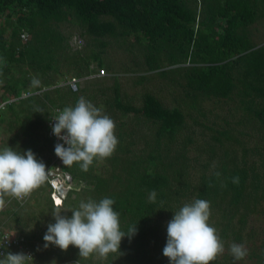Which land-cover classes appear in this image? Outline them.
Here are the masks:
<instances>
[{
	"label": "trees",
	"instance_id": "1",
	"mask_svg": "<svg viewBox=\"0 0 264 264\" xmlns=\"http://www.w3.org/2000/svg\"><path fill=\"white\" fill-rule=\"evenodd\" d=\"M67 25L85 40L84 47L71 46L74 30L65 32ZM130 37L142 46L148 71L169 81L184 80L177 105H166L152 90L143 93L140 106L123 101L119 74L104 57L109 44L104 38ZM263 37L264 0H0V104L8 101L0 124L19 128L27 123L29 128L19 131L28 137L22 150H32L46 167L51 165L55 144L48 136L50 115L75 106L80 97L93 103L92 98L99 107L105 95L104 106L142 117L149 131L140 133L134 126L120 129L114 153L105 158L107 164L97 158L88 171L79 164H63L74 186L59 206L54 204L48 180L34 190L31 208L28 200L6 196L7 206L0 215H7L9 221L0 220V234L11 233L9 222L13 221L21 231L18 235L35 249L33 240L44 243L47 232L46 223L37 229L41 216L46 218L59 207L65 211L62 215L70 217L68 210L78 208L82 200L98 202L107 197L115 200L121 230L127 233L137 224L136 234L126 236L120 253H110L107 259L95 255L84 259L75 246L65 251L49 245L59 260L171 264L163 255L167 222L185 203L205 199L210 202L209 223L225 244L224 253L211 264H264V224L260 223L264 218V41H256ZM94 61L114 72L115 85L106 86L100 79L91 87L73 90L68 81L74 77L80 86L81 78L97 72ZM62 69L65 75L74 73L63 83L55 75ZM34 75L39 80L35 86ZM142 78L140 82L147 77ZM207 101L230 104L231 112L242 111L235 120L242 133L232 136L228 130L211 128L220 133L211 135L218 145H211L204 158L191 155L192 137L182 139L180 134L192 111L205 116ZM251 138L255 141L247 143ZM235 176L238 184L232 182ZM153 191L154 201L150 199ZM32 223L35 228L25 231ZM49 223H55L54 217ZM233 242L247 248L243 260L229 254ZM49 250L40 258L36 252L37 259L48 264Z\"/></svg>",
	"mask_w": 264,
	"mask_h": 264
},
{
	"label": "clouds",
	"instance_id": "2",
	"mask_svg": "<svg viewBox=\"0 0 264 264\" xmlns=\"http://www.w3.org/2000/svg\"><path fill=\"white\" fill-rule=\"evenodd\" d=\"M52 119V131L63 141L55 145V154L66 167L79 164L81 170L88 171L95 159L112 156L118 145L115 122L84 97L75 106L58 110ZM50 176L51 170H47L32 150L22 153L10 146L0 150V208L5 205L6 196L23 200ZM232 182L238 184L239 177H233ZM155 196L153 191L150 199L154 201ZM114 204L115 200L107 197L98 202L91 198L82 200L78 208L68 210L72 213L70 217L62 215L65 211L57 207L52 213L55 223L48 224L43 237L44 247L55 245L66 251L75 246L84 259L93 255L107 259L110 253H120L122 240L136 234L137 224L127 233L122 231L120 214ZM210 216V202L205 199H194L174 212L167 222V242L163 248V255L171 264H211L224 253V241L209 223ZM228 251L236 261L248 255L247 248L235 242L229 245ZM32 259L23 252H0V264H28Z\"/></svg>",
	"mask_w": 264,
	"mask_h": 264
},
{
	"label": "rangeland",
	"instance_id": "3",
	"mask_svg": "<svg viewBox=\"0 0 264 264\" xmlns=\"http://www.w3.org/2000/svg\"><path fill=\"white\" fill-rule=\"evenodd\" d=\"M65 32H71V30H74L72 32V36L70 37V44L74 49L82 48L85 45V40L79 35L78 31L73 28L71 25H67L63 27ZM104 41L108 42V46L106 49L105 54V60L109 59L114 64V72L119 74V85L121 87L122 91V99L124 102H129L133 105L140 106L142 104V95L146 90H152L157 95H159L168 106H174L178 104V100L181 95V89L182 85L180 83H184V80L181 77H178L177 79H180L181 82L171 80L169 81L166 78H162L159 75L152 73L147 70V65L145 62V55L144 50L141 48L139 44L135 43L134 38L130 37L127 39H116V38H104ZM257 42L262 43L264 41V37L261 39H256ZM137 44V45H135ZM93 66L97 69V72L90 77H84L81 78L80 86H90L92 83L96 81H101L100 79H103V81H106V86L112 87L115 85V79L112 77V71H110L107 67L106 74L101 75L99 74L101 71V68L98 67V62L94 61ZM63 72H65L64 69L61 70L59 73H55L59 77V82L63 83L65 80L69 79L70 77L74 76V73H70L65 75ZM145 75L147 78L146 80H143L140 82L142 76ZM37 75H34L33 81L34 85L39 83V80L35 78ZM101 77V78H99ZM143 79V78H142ZM32 86V87H33ZM45 89H48L47 87ZM92 91H90L91 93ZM111 91L108 92L110 94ZM91 101L93 105H95L94 100ZM100 106L97 107L101 110V113L104 115L109 116L114 122H115V135L119 132L120 129H132L134 126L140 133H143L145 130L148 131V125L147 121H145L142 117L138 116L135 117V115L128 114L125 115L122 113V111L116 107H112L109 105H105L103 101L105 102V95L99 99ZM182 101V100H181ZM204 109L203 112L205 113V116L200 113L199 111H192L191 116L187 118V127L181 132L180 137L182 139L187 138L188 136H191L193 139V143L190 144V152L191 155H198L203 156L204 158H207V155H209V148H212L211 145H218L215 141L211 139L212 134L219 135L220 133H216L211 128H217L220 129V131L224 132L228 130L230 132V135H236L241 136L242 127L239 126L235 120L238 118L237 115H241L242 111L239 112L238 109H236V112L232 110L230 111V108L233 107L229 105H223L221 103H212L210 101H207L203 104ZM186 111H188L187 105L185 107ZM236 116H235V114ZM134 116V117H133ZM125 123V124H124ZM27 123H25V126ZM24 127H13L8 123L4 122L0 124V150L4 149L5 147H12L16 151L25 152L28 149L22 150V142H25L27 140V136L23 135L21 132L25 131ZM29 128L28 126H26ZM21 131V132H19ZM149 132V131H148ZM19 133L17 139L14 138V134ZM232 135V136H233ZM140 137V134L138 135ZM144 137V136H142ZM131 139V137H129ZM225 138V136H224ZM248 138V137H247ZM255 141V139H247V143L252 144ZM231 143L233 144V140H231ZM55 144V143H54ZM140 145V142H138ZM239 147V153H242L241 146L239 144H235ZM188 146V147H189ZM107 164V161L105 159L101 160V164ZM110 167V164H109ZM34 190L32 191L31 198L26 202V205H29L31 208L33 203H35V198L33 194ZM11 203H14L13 201ZM34 206V205H33ZM32 218L34 216H31ZM7 220V215H0V220ZM31 219V218H30ZM34 219V218H33ZM41 223L37 227V229L43 227V225L49 224V219H53L52 212H49V216L46 218H43L41 216ZM29 220V219H28ZM9 219L7 220L8 223ZM13 226L11 227V230L14 233H20V229H17L18 227L15 226L16 223L13 221L9 222ZM260 223L264 224V218H261ZM2 228L4 225H1ZM35 228L34 223L30 224L26 227L25 231H29L31 229ZM4 229V228H3ZM36 230V229H35ZM40 232V230L38 231ZM32 239V238H29ZM34 248L37 250L38 258L39 256L45 255L47 253V249H50V256L48 258L50 259V262L48 264H71L72 262H66L64 260H59L57 257V252L55 250H58V247L55 245H52V248L55 250H52L50 247L45 248L43 245H45V242L43 243L40 240L34 239ZM38 245V246H35ZM58 258V259H57ZM53 259V261H52ZM40 261H44L41 259ZM45 263V262H44ZM30 264V262H29ZM75 264H77L75 262Z\"/></svg>",
	"mask_w": 264,
	"mask_h": 264
},
{
	"label": "built area",
	"instance_id": "4",
	"mask_svg": "<svg viewBox=\"0 0 264 264\" xmlns=\"http://www.w3.org/2000/svg\"><path fill=\"white\" fill-rule=\"evenodd\" d=\"M99 74H106L105 69H101V72ZM68 84L73 90H77L79 87V81L74 77L68 81ZM7 104L8 101L2 102L0 104V116L2 114V111L6 108ZM56 115H58V111L55 115H50L51 117L48 122V136L55 142V145L57 143H63V141L59 140L52 131V124L54 123L52 118H54ZM47 170H51V176L48 179L50 187L52 189L51 195L54 204L56 206H59L64 202L70 190L74 186L73 176L69 171H66L64 169L62 160L55 154V152L53 154L52 164L47 167ZM30 196L31 194L20 201L25 202ZM57 201H59V204H57ZM1 210L2 208H0V213ZM0 252H3L5 254H7L8 252H23L33 257V259L29 261L30 264H44L37 259L36 251L32 248V246L29 245L27 239L12 232L0 234Z\"/></svg>",
	"mask_w": 264,
	"mask_h": 264
},
{
	"label": "crops",
	"instance_id": "5",
	"mask_svg": "<svg viewBox=\"0 0 264 264\" xmlns=\"http://www.w3.org/2000/svg\"><path fill=\"white\" fill-rule=\"evenodd\" d=\"M31 196H32V193H31ZM31 196L28 198V200L31 198ZM9 202H10V200H9ZM9 202H8V203H9ZM5 206H7V203H5L4 207H5ZM11 232H12V231H11ZM12 233H14V232H12ZM14 234H18V233H14ZM29 245H30V244H29ZM30 246H32V245H30ZM14 253H16V252H14ZM28 264H29V262H28ZM51 264H52V263H51Z\"/></svg>",
	"mask_w": 264,
	"mask_h": 264
},
{
	"label": "snow or ice",
	"instance_id": "6",
	"mask_svg": "<svg viewBox=\"0 0 264 264\" xmlns=\"http://www.w3.org/2000/svg\"><path fill=\"white\" fill-rule=\"evenodd\" d=\"M59 202V201H58Z\"/></svg>",
	"mask_w": 264,
	"mask_h": 264
}]
</instances>
